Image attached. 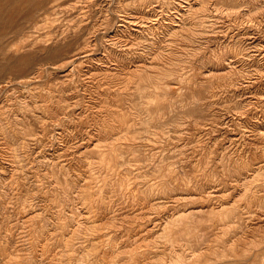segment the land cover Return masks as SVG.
<instances>
[{
  "label": "rangeland",
  "instance_id": "obj_1",
  "mask_svg": "<svg viewBox=\"0 0 264 264\" xmlns=\"http://www.w3.org/2000/svg\"><path fill=\"white\" fill-rule=\"evenodd\" d=\"M118 263L264 264V0H0V264Z\"/></svg>",
  "mask_w": 264,
  "mask_h": 264
},
{
  "label": "bare ground",
  "instance_id": "obj_2",
  "mask_svg": "<svg viewBox=\"0 0 264 264\" xmlns=\"http://www.w3.org/2000/svg\"><path fill=\"white\" fill-rule=\"evenodd\" d=\"M253 121V120H252ZM189 254H191V253H189ZM196 254V253H195ZM189 258V257H188ZM119 264V263H118Z\"/></svg>",
  "mask_w": 264,
  "mask_h": 264
}]
</instances>
